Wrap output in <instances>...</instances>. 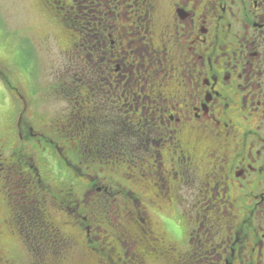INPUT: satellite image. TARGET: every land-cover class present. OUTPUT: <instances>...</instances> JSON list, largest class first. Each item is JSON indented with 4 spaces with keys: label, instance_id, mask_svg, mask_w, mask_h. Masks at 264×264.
<instances>
[{
    "label": "flooded vegetation",
    "instance_id": "1",
    "mask_svg": "<svg viewBox=\"0 0 264 264\" xmlns=\"http://www.w3.org/2000/svg\"><path fill=\"white\" fill-rule=\"evenodd\" d=\"M41 2L76 67L49 96L74 89L44 121L7 87L23 104L0 124V264L8 236L30 264H264V0ZM82 163L123 168L128 190Z\"/></svg>",
    "mask_w": 264,
    "mask_h": 264
},
{
    "label": "rangeland",
    "instance_id": "2",
    "mask_svg": "<svg viewBox=\"0 0 264 264\" xmlns=\"http://www.w3.org/2000/svg\"><path fill=\"white\" fill-rule=\"evenodd\" d=\"M68 40L67 34L43 9L41 0H0V124L5 121L7 111L13 108V116L16 117L23 104V100L18 103L9 94L5 80L27 101L36 117L40 116L46 121L49 118L64 116L68 108L65 96L74 88L64 87L66 89L63 88L64 97L49 94L54 87L60 85L58 75L76 68L73 62L61 56L67 51L65 46ZM38 126L36 120L32 127L36 129ZM27 154L38 169L42 180L46 179L44 182L47 185L56 190L72 189L74 197L82 199L84 193L82 184L85 181L76 180L73 173L68 174L57 168L54 153L51 156L50 153H34L31 149ZM68 156L72 158L74 155L68 153ZM79 162L80 159L75 160L76 164ZM90 166L89 163H82L80 167L83 173L90 177L110 178V186L113 188L109 193L113 194V198H117L116 194L120 190L117 187L118 183L123 186L124 191L128 190L126 180L130 181V178L124 177L123 168H120L121 171L110 172L109 169L101 171ZM114 169L117 167L114 166ZM120 173L122 178L119 176ZM76 175L82 179L81 174ZM52 221L61 224L64 220L60 215L53 214ZM3 240L6 242L4 245H7V253L1 256L12 258L14 264L31 263L33 256L16 238L11 239L8 236L2 237V242Z\"/></svg>",
    "mask_w": 264,
    "mask_h": 264
},
{
    "label": "trees",
    "instance_id": "3",
    "mask_svg": "<svg viewBox=\"0 0 264 264\" xmlns=\"http://www.w3.org/2000/svg\"><path fill=\"white\" fill-rule=\"evenodd\" d=\"M65 23H67V21H66ZM5 83H6V86L9 88V87H10L9 82H7V81L5 80Z\"/></svg>",
    "mask_w": 264,
    "mask_h": 264
}]
</instances>
